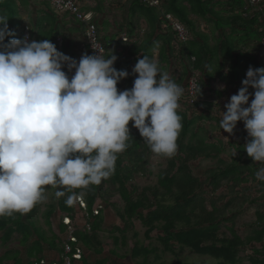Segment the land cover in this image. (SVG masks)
Returning a JSON list of instances; mask_svg holds the SVG:
<instances>
[{
  "label": "trees",
  "instance_id": "obj_1",
  "mask_svg": "<svg viewBox=\"0 0 264 264\" xmlns=\"http://www.w3.org/2000/svg\"><path fill=\"white\" fill-rule=\"evenodd\" d=\"M80 1L78 0L79 3H81ZM96 1L95 8L90 9L82 6V12L99 11L103 0ZM152 1H156V4H151ZM127 2L125 11L128 17H125L124 13V17L119 19L118 25L113 19H109L110 22L114 21L118 26V29L111 30L110 35H102V31H104L102 22L99 21L98 15L95 16L93 13V22L98 37L104 46L103 56H109L111 52L108 53V47L119 42L121 43L119 46L121 45L120 48H122L120 52H125L127 57L131 56L130 60L127 58V62L122 64L131 68L136 64L134 62L142 58V55H147L151 59L157 56L156 61L158 60L159 67H165L166 70L169 68L171 59V66L178 64L180 67L177 72H173L171 69V76L181 86L191 66L200 84V94L198 93L200 101L198 103H204L207 107L211 106L207 98H210L211 92L214 91V75H218V79L222 81L233 84L236 94L249 67L253 69L264 67V60L260 56V46H263L261 38L264 36L261 31L264 21V1L256 10L248 7L246 0H128ZM31 5L34 6L33 9L31 8L33 13L24 8L31 7ZM165 13H169L186 28L188 33L186 42H177L171 28L163 27ZM0 14L7 15L9 30L15 32L16 38L22 39L21 25L26 22L36 41L49 39L62 53H65L66 50L65 43H63L65 41V19L70 18L71 23L82 32L80 24L78 26V22L73 16L57 15L50 7L48 0H0ZM132 19L135 23L131 21ZM109 21L107 20L106 23ZM142 23L145 28L141 26ZM133 26L135 27L133 28ZM214 32L217 33L216 43H214V34H212ZM121 33L125 34L123 40L120 39ZM237 34H239L238 37ZM58 37L62 39L60 46L56 41ZM8 39L6 37L5 43ZM128 44L129 46H127ZM174 53H177L176 57ZM191 57H194L193 61H190ZM224 62H227L228 66L225 76L221 74ZM134 78L135 75L132 74L123 82L120 81L117 85L118 91L132 86ZM252 91L249 89L250 93ZM177 111L182 118V129L176 141L178 152L175 160L178 165L175 162H170L168 169L157 175L156 185L138 191L136 187L128 184L133 172L141 169L137 164L143 163L145 150L148 149L146 142L134 129L129 133L131 138L128 141L127 149L118 154L114 172L108 179L103 180L99 185H89L86 189L71 191L59 189L65 191V196L56 197L37 217L42 218L45 227L38 219H34L38 203L26 213L15 212L11 216H0L1 242L7 244L11 236L19 232L21 248L19 251L1 252L0 264H33L44 256L45 251L60 252L59 235L65 229L61 222L62 217H68L72 222H80V224L85 220L90 225L88 232L84 233L77 227L74 234L84 252L82 253V263L109 264L103 258H97L91 263L85 254V251H88L95 256H100L103 252L97 238V233L101 230L104 222V209L100 201L106 204L111 198L110 196L106 198L104 185L117 186L116 191L123 201L122 211L116 210V216L123 225L120 231L121 235L112 237L114 248L108 251L115 258L124 257L117 252L118 247L124 245L122 234L127 230L129 221L137 217L141 224L148 228L146 230L147 238L153 228L160 227L162 235L159 240L162 247L135 243L130 252L134 264H242V260L237 257V247L251 245L254 247L260 245V248H255L254 255L249 257V264H264V214L256 212L257 218L253 228L243 240L235 234L231 238L218 237L219 222L226 218L217 217L214 208L211 211L206 210L204 199L200 197L199 192L197 193V191L204 190L205 182L193 177L187 166L189 158L195 159L200 155L206 157L210 155L207 156L203 152L206 147L202 137H199L195 144L188 143L186 146L182 145L180 141L193 130V125L197 120L219 118V113L216 112L212 116L208 108L206 114H188L187 110ZM240 123L246 134V143L251 142V137L248 136L243 123ZM195 136L192 133V137ZM243 148L244 146L239 149L236 159L228 163L219 160V168L208 173L207 185L212 190L217 189L220 183L226 180L231 185V190L241 185H250V187L253 185L259 190L262 189L264 194V182L257 181L255 178L256 170L259 167H264V163L254 162L247 156ZM213 149H216L218 154L221 151L218 147H213ZM126 160H129L128 165L124 163ZM72 192L77 195L83 192L82 200L85 203V210L76 205L75 201L71 205L66 203L68 195H71ZM263 194H260V197H252L250 201H264ZM98 199L100 201L96 202ZM235 199L236 197H230L225 203V207H231ZM242 200L245 202L246 199ZM165 201L171 202L165 204ZM98 205L101 206L100 209L96 214H93L94 208ZM84 213L87 214V218L84 217ZM54 215H58L57 231L52 230ZM31 238L34 239L29 242ZM158 248H161L159 250L163 254L170 253L171 259H162L160 254L157 255ZM185 248L196 255L209 256L211 261L209 263L194 262L187 256H184L183 259L179 252L181 253ZM138 257L141 258L140 262L136 260ZM114 264L125 263L119 261Z\"/></svg>",
  "mask_w": 264,
  "mask_h": 264
},
{
  "label": "clouds",
  "instance_id": "obj_2",
  "mask_svg": "<svg viewBox=\"0 0 264 264\" xmlns=\"http://www.w3.org/2000/svg\"><path fill=\"white\" fill-rule=\"evenodd\" d=\"M8 20L0 14V216L30 211L45 198V186L71 191L108 179L118 154L128 147L130 121L153 154L176 153L182 129L177 110L185 89L155 60L142 55L132 68L136 76L132 88L118 91V83L129 73L113 67L115 55L82 54L77 61L49 39L16 38ZM163 27L171 28L165 22ZM187 39L188 33L184 41H176ZM64 66L67 72L74 70L71 78ZM197 90L200 94V84ZM207 100L216 103L212 97ZM224 107L220 130L232 134L242 122L251 137L244 151L254 162L264 163V67H249L240 89ZM255 178L264 182V167L256 170ZM65 194L55 192L57 198ZM82 196L83 192H72L66 203L75 201L82 209L79 198L85 209ZM63 239L60 252L45 251L42 258L60 254ZM50 252L53 255H47ZM82 253L79 261L72 259L74 264H83Z\"/></svg>",
  "mask_w": 264,
  "mask_h": 264
},
{
  "label": "rangeland",
  "instance_id": "obj_3",
  "mask_svg": "<svg viewBox=\"0 0 264 264\" xmlns=\"http://www.w3.org/2000/svg\"><path fill=\"white\" fill-rule=\"evenodd\" d=\"M128 0H103L102 7L97 12H92V15L95 14L98 15L99 21L102 22V35L111 34V30L118 29V22L121 17L127 16V12L125 11L126 4ZM80 5L83 7H88L90 9L95 8L97 6L96 0H81ZM27 9L26 11L32 12V9L34 6L31 5V7H24ZM32 8V9H31ZM94 13V14H93ZM125 13V14H124ZM35 14V12H34ZM124 14V15H123ZM128 17V16H127ZM109 19H113L114 21H109ZM107 20L109 21L108 23ZM133 23H135L134 19L131 20ZM141 26L143 28L144 24L142 23ZM135 26H133L134 28ZM141 27V28H142ZM69 32L67 33L76 40L79 37L80 30L78 27L74 24H71L70 28H68ZM136 31V29H134ZM214 43L217 42V33L214 32ZM241 34V33H240ZM66 36V33H65ZM239 34H237V37ZM253 36V35H252ZM119 39V38H118ZM115 42V41H114ZM119 42H115L112 45L108 47V53H112L117 57V60L115 61L113 67L120 71L125 70L129 73V77L132 75V68L126 65H123L122 63L127 62L126 59L128 58L130 60V57L125 56V52H120L122 50L121 45L119 46ZM129 46V44L127 45ZM113 51V52H112ZM115 51V53H114ZM155 56V55H154ZM153 59V58H152ZM157 56L154 57L153 60L156 61ZM128 60V61H129ZM158 61V60H157ZM156 61V62H157ZM136 63V62H134ZM227 62H224L221 68V74L226 75V71L228 69V66L226 64ZM135 66V65H134ZM171 69L173 72H175V65L173 64L171 66V59H170V65L169 68L166 70L165 67H160L161 71L168 72L171 75ZM176 75V74H175ZM136 78V76H135ZM134 78V79H135ZM126 79V78H125ZM121 80L122 82L125 80ZM133 79V80H134ZM214 86H213V92H211V97L216 100V103H213V105L209 106H202L201 108L205 111H208L210 115H214L217 113H222L226 111L224 105L229 102V99L232 95L235 94L233 90V84H230L229 82L222 81L221 79H218V75H214ZM133 86V85H132ZM132 86L125 87L127 89H131ZM209 95V96H210ZM217 107L221 109H216ZM211 110V111H210ZM220 116V114H218ZM219 118L215 119H202L197 120L196 123H194V128L192 131L188 132L186 136L182 139L181 144L186 146L188 143L195 144L196 140H198L199 137H202L205 142L206 150L203 151L206 153V155H210L209 157L206 156H198L195 159L189 158L188 160V168L193 177L198 178L200 181H204V190L197 191L199 192L200 197L204 199L205 208L207 211H211L212 208L216 210V216L221 218L225 217V220H222L219 222V233L218 237L226 236L228 238H231L233 234L237 235L238 237L243 240L249 232L252 230L254 222L256 220V212L259 211L260 213L264 214V201H250V199L253 197H260V194H263L261 191L262 189L255 188L253 185L248 186H238L234 190H231V185L227 183L226 180H223L219 187L215 190H212L210 186L207 185V178L208 173L210 171H215L216 168H219L218 161L222 160L225 163L230 162L233 159H236L238 156L239 149L246 144L245 141V131L242 128V124L240 122H237V125L235 129L233 130L232 134H228L223 132V130H220L219 128ZM129 133L133 131L135 128L132 127V122H129L128 125ZM138 131L137 129H135ZM192 133L196 135L195 137H192ZM213 147H218L221 149L220 153L218 154L216 149H213ZM176 153L171 157H163V156H157L153 154L150 151V148L148 146V149L145 150L143 163H139L141 169L133 172L131 175V178L129 179L130 185L137 188L139 191L142 188L146 187H152L156 185L157 183V175L168 169V164L170 162H175L176 165L177 161L175 160ZM236 152V155L233 156V154ZM126 165L129 164V160L124 161ZM115 185H104L103 189L106 192V198H109V203L104 204L103 201H100L99 199L96 201H100L103 204V215H104V222L101 227V230L97 233V238L99 241V245L102 246L103 252L100 256H95L93 253H90L88 251H85V254L87 256V259L93 263L97 258L105 259L108 261L109 264H114L119 261H123L125 264H134V259L130 257V252L135 243L145 245H157L161 246V242L159 240V237H161L162 232L160 230V227L157 226V228H153V230L149 233V237H146V230L147 227L143 226L141 222L137 219V217H134L129 221V225L127 226V230L122 234L124 236V245L118 247V254L123 255L124 257L119 259L111 256L108 251L112 248H114L113 244V236L118 237L119 234L121 235V229L123 227L122 223L119 222L117 216H116V210L119 212L122 211L123 207V201L121 200L120 196L118 195L116 191ZM60 188L52 187V186H45V198L37 204V212L36 216L34 215V219H38L39 222L43 227V220L42 218H37L40 215V212H42L47 204L52 203L54 199H56L55 192L59 190ZM243 189L245 190L243 192ZM230 193V194H229ZM238 193V194H237ZM264 195V194H263ZM230 197H236L235 201H233V205L231 207H225V203L230 199ZM82 198V197H81ZM242 199H246L245 202H243ZM171 202V201H169ZM165 201L166 203H169ZM110 205V206H109ZM112 205V206H111ZM188 213V212H187ZM57 218L58 215H54L52 217V230L57 231L56 225H57ZM41 219V220H40ZM231 229V231H230ZM19 232H16L11 236L7 244H3L1 242V234H0V253L3 251H15L20 250L19 246ZM33 237V236H32ZM34 238L29 239V242H31ZM176 246V244H174ZM162 247V246H161ZM257 248H260L259 246L251 245V246H239L237 247V257L242 260V264H249V257L254 255V251ZM161 248H158L157 255L160 254V256L163 258H166L167 260L171 259L170 253L163 254ZM176 249V247H175ZM180 256L183 258L184 256L189 257V259L193 260L194 262H208L211 261L209 256H199L195 253L189 251L188 249H184L181 253L179 252ZM151 257V255H149ZM141 257V256H140ZM138 257L136 260L140 262L141 258ZM173 256V260H174ZM184 259V258H183ZM150 260V258H149ZM151 261V260H150ZM156 264V263H155Z\"/></svg>",
  "mask_w": 264,
  "mask_h": 264
},
{
  "label": "built area",
  "instance_id": "obj_4",
  "mask_svg": "<svg viewBox=\"0 0 264 264\" xmlns=\"http://www.w3.org/2000/svg\"><path fill=\"white\" fill-rule=\"evenodd\" d=\"M262 1L264 0H246L248 7L253 8V10L259 9ZM48 2L52 10H54L57 15L68 14L69 17L73 16L77 20L78 26L80 24L82 28L81 42L79 44L78 50L80 54L97 55L99 54L98 52H100L102 55H104V46L102 41L98 37L96 26L93 22L92 12H82V5H80L78 0H48ZM152 3L156 4V1H153ZM164 22L172 28V30L176 34V38L179 41H184L186 39V30L170 15L164 16ZM261 31L264 34V21L261 26ZM20 32L22 38L27 37L29 41L35 40L32 37L30 27L26 22L22 23ZM124 37L125 34L121 33L120 39L123 40L125 39ZM56 41L58 42V46H60L62 43V39L58 37ZM261 44L263 46H260V56H262L261 58L264 60V36L261 38ZM191 61H193V58H191ZM62 70H64L68 74L69 78H71V76L74 74V70L73 72H67V66H64ZM198 85V77L192 71V67H190V71H188L183 81L182 86L185 90L184 94L179 100L180 107L178 108V110H187L188 114H199L202 112V108L200 107V105H197L198 101H200L197 90ZM251 99L252 97L250 96L249 104L251 103ZM77 200L82 209L85 210L82 201L79 200V198ZM97 208H100V206H97ZM97 208L93 210V214L97 213ZM84 217L87 218L86 213H84ZM61 222L64 224L65 228L60 235V237H64L62 242V252L56 255L55 258H42L38 262H34L33 264H74L72 262V259H74V261L80 260L82 250L80 248L79 241L74 234L77 230V227H79V230H81L82 232H88L90 230V225L85 220L80 224V222H72L66 217H63L61 219ZM73 246L74 248H72Z\"/></svg>",
  "mask_w": 264,
  "mask_h": 264
},
{
  "label": "crops",
  "instance_id": "obj_5",
  "mask_svg": "<svg viewBox=\"0 0 264 264\" xmlns=\"http://www.w3.org/2000/svg\"><path fill=\"white\" fill-rule=\"evenodd\" d=\"M66 28H65V32H64V37H65V41L63 43H65V55L79 61L80 57L82 54H80L79 50V44L81 42V32L79 33V37L74 40V38L72 36H70L67 31L69 32L68 28H70L71 26V20L70 18H66L64 21ZM77 28V27H76ZM66 33V36H65ZM47 255H53L51 252L47 253Z\"/></svg>",
  "mask_w": 264,
  "mask_h": 264
}]
</instances>
